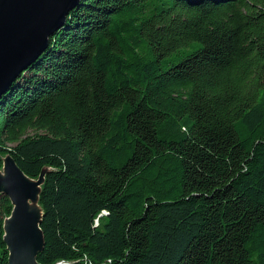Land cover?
Masks as SVG:
<instances>
[{"label": "trees", "instance_id": "16d2710c", "mask_svg": "<svg viewBox=\"0 0 264 264\" xmlns=\"http://www.w3.org/2000/svg\"><path fill=\"white\" fill-rule=\"evenodd\" d=\"M7 153L45 169L39 264H264V0H80L0 95Z\"/></svg>", "mask_w": 264, "mask_h": 264}, {"label": "water", "instance_id": "95a60500", "mask_svg": "<svg viewBox=\"0 0 264 264\" xmlns=\"http://www.w3.org/2000/svg\"><path fill=\"white\" fill-rule=\"evenodd\" d=\"M80 0H0V95L26 65L46 47L48 38L59 29ZM41 169L30 178L9 153L2 157L0 193L9 198L11 208L2 222V240L7 264H39L35 255L43 240L37 203ZM31 202V203H29ZM68 264L58 260L53 264Z\"/></svg>", "mask_w": 264, "mask_h": 264}, {"label": "bare ground", "instance_id": "6f19581e", "mask_svg": "<svg viewBox=\"0 0 264 264\" xmlns=\"http://www.w3.org/2000/svg\"><path fill=\"white\" fill-rule=\"evenodd\" d=\"M29 203H31V202H29ZM56 264H60V263H56Z\"/></svg>", "mask_w": 264, "mask_h": 264}]
</instances>
